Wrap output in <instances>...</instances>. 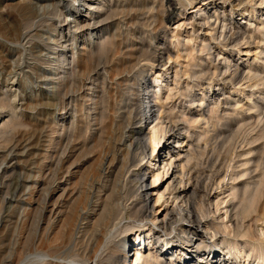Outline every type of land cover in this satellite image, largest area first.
Instances as JSON below:
<instances>
[{
	"label": "bare ground",
	"instance_id": "bare-ground-1",
	"mask_svg": "<svg viewBox=\"0 0 264 264\" xmlns=\"http://www.w3.org/2000/svg\"><path fill=\"white\" fill-rule=\"evenodd\" d=\"M184 1L190 5L195 1L198 4L197 8L193 9L195 15L190 22L192 23L190 38L185 40V46L181 49L177 46L181 39L179 35H173L176 39L173 48L153 45L154 63L166 58L168 61L175 60L177 64L183 56L190 60L195 59L193 51L198 49V46L194 44L195 46L191 48L190 44L201 37L200 53L207 51V54L214 58L215 52L217 56V50L221 49L217 44L219 34L220 38L232 43L233 47H238L239 55L244 53L248 56L246 59L249 63L248 69L244 70L242 67L244 62L241 64L240 61L235 62L232 69L230 59L225 57L224 66L216 67L213 71L208 69L205 73L212 77L218 74L225 75L233 83L245 82L254 89L264 84V72H260L259 65L264 62V50L255 53L254 60L257 61L255 64L249 61L253 53L252 48L249 45L242 48L243 43H252L255 31L249 34L234 30L224 15L226 5H230L231 10L238 9V13L243 14L248 9H240L241 5L253 6L257 3L264 5V0ZM216 1H219L218 4ZM110 2L0 0V121L3 120L0 125V175L6 173L4 170L8 166L6 163L17 159L15 156L24 152L28 140L27 132L21 131L19 127L23 124L20 122L23 120V105L26 100L21 93L22 82L24 84L36 82L38 85L39 79L44 80L48 94L46 104L51 107L73 108V117L69 125L65 123L66 113L56 114L59 123L56 120L52 121L54 136L50 137L49 141L53 146L51 152L46 153V160L40 163L38 177L42 178L41 183L33 182L23 189L22 195L26 200L23 206L21 205L24 218L27 221L31 220L30 229L34 231L32 238L34 244H31L32 247L28 244L31 248L27 252L28 255L26 254L29 257L27 262L237 264L238 259L242 260L244 257L241 251L239 253L237 250L239 247L245 248V245L237 241H226L227 243L222 241L223 244L219 245L221 239L217 237L218 229H223L226 234H233L235 237H247L245 228L249 212L245 207L237 210L235 204L230 203L225 206V217H222L221 205L231 202L236 197V193L232 191L228 195L230 199L224 200L218 198L219 193L215 191L225 186L228 169H224L225 164L217 162L211 166H203L199 155L204 156L207 147L201 149V145L198 144V148L195 149L186 138L179 140L182 131L190 133L191 126H186L185 123H199L200 120L206 119L207 113L202 111L198 117L193 116L190 119L183 110H180L181 116L174 113L178 105L172 104L171 107H167V104L179 94L185 95L184 97L193 96L186 92L189 89V82L185 83L187 87L185 91L180 90L182 75L187 79L201 76L190 73L191 64L186 63L184 68L174 70L173 79L172 77L170 79V72L167 69L153 72L152 79H146L148 86L145 89L137 83L136 78L127 76L122 79L116 78L117 66L107 67L108 60L102 61V57L89 54L94 44H99L98 47L103 50L108 42L112 41L106 36L104 40L99 41L98 39L103 36V29L91 27L97 22L98 14L107 7L110 8ZM182 2L162 0L164 18L170 21L180 15H187L185 11L181 12L182 8L176 6L177 4L182 6ZM215 3L223 10L222 17L217 13L218 10L212 12ZM13 7L19 10L21 15V19H17L15 23L3 15L5 8ZM251 12L256 13L255 8ZM196 16H200L201 20L197 21ZM65 25H68L67 30H64ZM182 25H186L183 20L176 28ZM206 27L209 31L203 34ZM42 28L46 30L43 32ZM78 28L90 29L80 42H77V37L73 33L74 29L76 31ZM119 33L121 34L120 29ZM116 45L121 49V43ZM218 55L220 56V53ZM240 58L239 56L238 59L241 60ZM3 61H8L9 64L3 65ZM101 65L103 67H99ZM92 66L102 71L97 72ZM95 84L101 86L102 90L101 113L98 114V110V113L93 114L100 127L96 129L97 135L93 140L92 137L89 138L92 141L88 143L86 135L91 130L87 132L86 129L87 133L84 132L85 129L79 132L76 119L78 113L84 110H87V115L92 116V112L89 111L98 109L93 96ZM207 89L211 90V87L201 88L202 95ZM254 89L249 96L254 95ZM41 93L40 88L33 91V97L37 102L35 105L26 103V107L35 109L41 104L39 103L42 99ZM164 93L165 99L164 96V100L159 99V95ZM144 98L147 101V119L151 120L146 128L143 127ZM3 111L8 112L7 121ZM218 111L219 109L213 106L209 109V114L212 116ZM55 112L53 111V114ZM80 135L85 136L83 143L78 140ZM81 146L85 147L77 153ZM85 153L92 154L91 163L77 173L74 165L80 161L83 154L87 155ZM227 167L230 168L232 165L229 164ZM115 168L117 171L113 174ZM148 174L153 175V182L150 184L145 180ZM229 176V179H235L231 174ZM107 191L108 194L102 196ZM224 192L221 190L220 193ZM5 195L0 197V208L1 205L5 206L4 202L10 204L12 202V196L9 197L6 193ZM149 196L155 197L152 205L149 204ZM213 205L214 211L211 208ZM212 213L214 217L208 220ZM142 219L146 220L143 224L137 223ZM254 221L255 241L264 243V215L256 217ZM145 227L147 230L140 231ZM134 228H138L134 233L137 235L135 241L125 235V232ZM208 230H213L214 234L209 236ZM184 235L187 236V241ZM132 242L135 257L128 263V256L124 250L131 246ZM214 242L219 248L215 249ZM262 247H259L260 251L264 252ZM202 248L208 249V253L199 252ZM253 249L255 247L251 246V250ZM219 250L222 252L218 254ZM246 256L249 257L250 253ZM259 257L257 264H264V254Z\"/></svg>",
	"mask_w": 264,
	"mask_h": 264
},
{
	"label": "rangeland",
	"instance_id": "rangeland-1",
	"mask_svg": "<svg viewBox=\"0 0 264 264\" xmlns=\"http://www.w3.org/2000/svg\"><path fill=\"white\" fill-rule=\"evenodd\" d=\"M108 1L110 2V0ZM181 1H183L182 6L180 4H177L176 6L180 9L182 8L181 12L185 11L187 15H180L179 17H175L169 21L164 18L165 15L162 0H112L109 3L110 8L108 9L107 7L105 11L100 12V14H98V18L96 19L97 22L91 26L92 28L97 27L103 29V36L98 39L99 41L104 40L105 36L109 39V41H112L108 42L107 47L103 50L98 47L99 44H94L89 50L90 53H88L90 55H94L95 57H102V61L108 60V63L106 64L107 67L111 68L113 66H117L118 69L116 70V78L118 77V79H122V77L126 78V76L130 78H136L137 83L140 86H143L144 89L148 86V81H146V79H152L153 72H159L163 69H167L170 72V79L171 77L173 79L174 70L177 68H184V64L186 63L191 64L190 73H195L198 76H201L187 79L185 75H182L179 85L180 90L182 92L185 91V88H187L185 83L189 82V89L186 92L188 94H193V96L184 97L185 95L179 94L175 96V98L169 104H167V107H171L172 104L178 105L174 113L181 116V111L183 110L190 119L193 116L198 117V114L202 111L207 113L205 116L206 119L200 120L199 123H185L184 125L191 126L190 133L188 134L187 132L182 131L179 135V140L186 138L187 141L193 144L195 149L198 148V144L201 145V149H203L205 146L207 147L206 154L204 156L199 155V157L202 158V163H204L203 166H211V164L213 165L215 162L225 164L224 169H228L229 173L228 177L225 179L226 181H224L225 186L220 189L217 188L215 191L217 194L219 193L217 197L223 198L224 200H227L226 198H228V200L230 199L228 195L232 191L236 193V197L233 198L231 202H225L221 205L223 208L221 214H223L222 217H225L224 208L230 203H234L235 209L237 210H239L241 207H245L249 212V217L247 218L248 220H246L247 222L245 228V232L248 234V236L235 237L233 234H226L223 229H218L217 237H220L221 239L219 245H222L223 242L227 243L226 241L240 242L241 245H245V248L242 249L239 247L237 252L240 253L241 251L244 257L242 260L238 259L237 264H257V261L260 259L259 256L262 253L264 254V252L260 251L259 248L263 246L262 248L264 249V243L255 241L256 226L254 221L256 217L264 215V84H260L254 89L248 86L245 82L233 83L229 77L225 75L218 74L217 76L212 77V75L205 73L208 69L213 71L216 67H221V65L224 66L226 64L224 61L225 57L230 59V65L232 66V69L234 68V63L238 61H240L241 64L244 62L242 66L244 70L248 69L249 63L246 61L248 56L244 55V53L239 55L238 47H233L232 43L226 42L223 38H220L219 34L217 35V44L219 48H221L217 50V56L219 58L216 56V52L214 58H212L210 54H207V51L200 53L199 48L202 44L201 37L199 39H195L190 44L191 48L195 45L198 46V49L193 51L195 59L190 60V58L183 56L177 64L175 60L168 61L166 58L165 60L163 59L164 62L157 61L154 63V60L152 59L153 45L156 44L159 47L165 45L168 48H173L175 47L173 43L176 42V39L173 37V35H179L182 40L180 39V43L177 46L181 49L184 48V43H186L187 38H190L189 34L192 30V23L190 22L192 16L195 15L193 9L195 10L198 4L196 1L192 5H190L187 1ZM218 2L219 1H216L217 4ZM216 3L213 5L214 7L211 10L213 13L218 10L217 13L220 17H222L223 10L219 9L218 6H216ZM254 5H241L239 7L240 9H248L247 12L243 13L244 15L239 14L238 9L231 10L230 5H226V11L224 12V15L227 19V23H229V25H231L234 30L249 34H252L255 31L253 33L255 41L252 40L251 44L243 43L242 48L244 49L247 45L252 48L253 53H251L249 61L256 64L257 61L254 60L256 57L255 53L259 52L260 50H264V5H259L258 3ZM253 8H255L256 13L251 12ZM3 15L11 18L14 23L18 21L17 19H21L20 11L14 7L7 9L5 8ZM200 18V16H196L197 21L201 20ZM182 20L185 21L186 25L176 28L178 23H180ZM247 22H249V24ZM67 26L68 25L64 26V30H67ZM119 29L121 34L119 33ZM43 30L45 31L46 28H42V31ZM88 30L90 29L78 28L76 31L74 29L73 33L77 37V42H80V40L83 39ZM208 31L209 28L206 27L202 33L204 34ZM202 33H200V35H202ZM120 43L122 44L121 49L116 45ZM114 48H116V50ZM218 53H220V56ZM106 55H109L110 57L108 58ZM87 56L89 55L87 54ZM239 56L241 57V60L238 59ZM84 57L88 58L86 56ZM8 64V61H3V65ZM259 65L261 67L260 72H264V62L259 63ZM99 67L103 66L101 65ZM93 68L96 67L94 66ZM95 71L99 72L102 71V69L96 68ZM39 82L40 83L38 85L36 82H33V84L29 82L24 84V82H22L23 86L21 93L26 97V100L25 104L23 105V120L20 122L23 124L19 127L21 131L27 132L28 140L26 141L24 152L16 155L15 157L17 159L10 160L9 163H6V165H8L4 169L6 173L3 172L4 175H0V197L5 195V193L8 194L9 197L12 196L11 204L10 202H4L3 204H5V206L1 205L2 207L0 208V264H26V262L29 261L27 260L29 257L26 256V254L28 255L27 252H29L30 248L33 246L31 244L34 241V239H32L34 237V231L30 229L31 220L28 219L27 221L24 218L22 206L26 200L22 195L24 191L23 189H25L26 185H31L33 182L41 183L42 178L40 176L38 177V171L41 168L40 163L46 160V153H50V150H52L53 143H51L49 140L50 137L54 136L52 130V121H57L56 114L66 113L67 117L65 123L67 125H69L73 117L72 106L61 108L51 107L50 105L46 104L48 102V94L46 92L47 85L44 84V80L39 79ZM95 86L96 87L93 90V96L97 102L96 105L98 109L95 111L94 109L89 111L90 113L92 112V116L87 115V110H84L83 112L79 111L80 113H78V115L80 117L78 116L76 119L78 127L77 129H79V132H83L82 130L85 129L84 132L87 133L91 130L89 133H87L86 137H88V139L92 137V140L94 136L97 135L96 129L100 127L99 122L95 120V116L93 114H95L98 110L99 113H97L100 114L102 106L101 86L98 84H95ZM207 87H211V90L207 89L204 95H202L203 92L201 88ZM38 88H40L42 92V99L39 100V103L41 104H38L35 109L27 108V104H36L37 101L33 97V91L37 90ZM253 89L254 95L249 96ZM164 94L159 95V99H163V96L165 99L166 93ZM205 95L208 96V98ZM201 102H204V104L202 105ZM213 106H216L219 111L215 115L211 116L209 114V109H211ZM142 109L143 119L145 118L143 127L146 128L151 123V120L147 119L146 111L148 108L146 98H144L142 101ZM121 110L123 111V109ZM53 111L56 112L53 114ZM7 113V111H3V116L6 121L8 119ZM81 113H83L82 115L84 117L80 115ZM57 122L59 123L60 121ZM84 122H86V124H84ZM2 123L3 120L0 121V125H2ZM87 127H89V129ZM86 129L88 130L87 132ZM84 139L85 136L81 137V135L78 138L80 142L84 141ZM91 139L86 141L89 143L92 141ZM84 147L85 146L79 147L80 149H78L77 153H80V150ZM87 147H89V145H87ZM47 150H49V152H47ZM89 150L90 149H88V151ZM85 154L87 155L85 156L83 154V156L80 158V161L74 165L77 173H80L91 163L90 158L92 157V154ZM229 164L232 165V167L226 168V166ZM144 166L146 165L144 164ZM116 171L117 168L114 169L113 174H115ZM230 174L231 176L235 177L234 180L229 179ZM5 175H7V177H5ZM145 180H147V183L150 184L153 182V175L148 174ZM2 182H5L6 184ZM239 187L242 188L240 189ZM221 190H224L225 192L220 193ZM107 194L108 191L102 196L105 197ZM14 196L16 197L14 198ZM154 201L155 197L149 196V204L152 205ZM240 201L241 203H239ZM211 208L214 211V205ZM217 215L215 216L216 218ZM212 217H214V213L210 215V218L208 217V220H211ZM125 221L129 222L131 220ZM145 221L146 220L142 219L138 220L137 223L143 224ZM216 221L217 220L215 219V222ZM137 230L138 228H134L128 232H125V235L127 234L131 240L135 241L137 239V235H134V233ZM145 230H147V227H145V229H141L140 231L144 232ZM155 230L157 229L155 228ZM207 233L209 236H212L214 231L208 230ZM184 238L187 241L186 235H184ZM160 243H162V241ZM28 244H30L31 247H29ZM132 245H134L133 242L131 243V246H127L124 250L128 256V263L131 262L133 257H135V247ZM213 246L215 249L219 248L217 243H215ZM251 246L255 247V249L251 250ZM199 252L202 254L205 252L208 253V249L202 248ZM221 252L222 251L219 250L217 253L219 254ZM247 253H250L249 257L246 256ZM28 263L29 262H27V264Z\"/></svg>",
	"mask_w": 264,
	"mask_h": 264
}]
</instances>
